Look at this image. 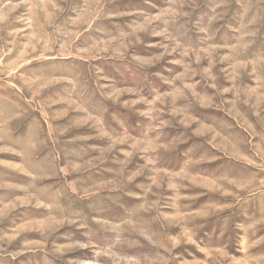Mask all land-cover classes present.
Wrapping results in <instances>:
<instances>
[{"label": "rangeland", "instance_id": "374dc122", "mask_svg": "<svg viewBox=\"0 0 264 264\" xmlns=\"http://www.w3.org/2000/svg\"><path fill=\"white\" fill-rule=\"evenodd\" d=\"M0 264H264V0H0Z\"/></svg>", "mask_w": 264, "mask_h": 264}]
</instances>
